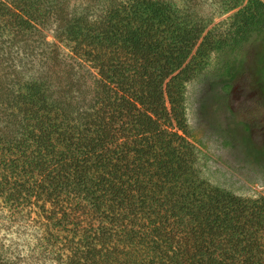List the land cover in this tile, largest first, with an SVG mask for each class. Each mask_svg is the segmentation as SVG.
<instances>
[{"label": "trees", "instance_id": "1", "mask_svg": "<svg viewBox=\"0 0 264 264\" xmlns=\"http://www.w3.org/2000/svg\"><path fill=\"white\" fill-rule=\"evenodd\" d=\"M243 3L222 35L172 0H0V213L37 228L0 264H264V195L203 178L188 137L191 79L264 36ZM50 29L75 63L24 75Z\"/></svg>", "mask_w": 264, "mask_h": 264}, {"label": "rangeland", "instance_id": "2", "mask_svg": "<svg viewBox=\"0 0 264 264\" xmlns=\"http://www.w3.org/2000/svg\"><path fill=\"white\" fill-rule=\"evenodd\" d=\"M172 1L184 13L197 17L207 31L226 35L231 33L239 10L231 8L241 0ZM248 1L244 0L243 6ZM39 39L47 50L24 61L19 69L24 75L32 77L50 70L60 74L46 60L53 49L55 54L50 58L57 64L75 63L53 30H43ZM252 39L242 49L213 55L207 67L191 79L186 95L188 137L199 149L202 177L243 198L264 195V36ZM229 62L232 66L228 69ZM78 75L82 81L91 78L85 69ZM30 223L0 213V244L21 259L32 255L30 247L37 228Z\"/></svg>", "mask_w": 264, "mask_h": 264}]
</instances>
